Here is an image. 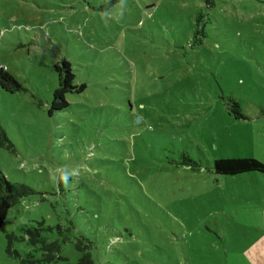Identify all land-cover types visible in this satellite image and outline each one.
Segmentation results:
<instances>
[{
  "label": "rangeland",
  "instance_id": "374dc122",
  "mask_svg": "<svg viewBox=\"0 0 264 264\" xmlns=\"http://www.w3.org/2000/svg\"><path fill=\"white\" fill-rule=\"evenodd\" d=\"M62 59L86 88L49 115ZM0 67V171L32 190L0 264H76L80 236L93 264H264V173L213 169L264 164V0H0Z\"/></svg>",
  "mask_w": 264,
  "mask_h": 264
},
{
  "label": "trees",
  "instance_id": "16d2710c",
  "mask_svg": "<svg viewBox=\"0 0 264 264\" xmlns=\"http://www.w3.org/2000/svg\"><path fill=\"white\" fill-rule=\"evenodd\" d=\"M54 70L57 75L58 84L52 93V99L48 109L49 115L58 113L68 107L69 103L66 98L68 94H80L86 88V85L83 83H75V74L72 71L69 61L62 59L54 66ZM0 88L8 93L18 92L23 89L21 84L8 73L4 67H0ZM231 103L234 108L236 107V109H233V107L231 108L235 116L245 119L246 117L243 115L239 105L233 101ZM2 139H4V133L0 128V145H3ZM213 169L217 175L237 176L249 172L264 173V164L253 157L219 158L214 161ZM31 192L32 190L23 184L10 182L0 171V227L6 219L9 209L16 204L21 197L31 194ZM24 231L28 241L34 245L39 244V248L42 249L43 252L48 253L47 256H52L53 252H59V241L54 240L47 242L41 236L40 228H24ZM14 238V235L7 236L6 251L11 255L19 256L18 252L12 249ZM91 244L92 243L86 238L82 236L79 237L76 243V249L83 251V253L76 264H93L90 252L85 251L91 247ZM31 260L32 256L26 255L21 261L23 264H34V261ZM53 260L52 257L51 259H46L45 262Z\"/></svg>",
  "mask_w": 264,
  "mask_h": 264
},
{
  "label": "water",
  "instance_id": "95a60500",
  "mask_svg": "<svg viewBox=\"0 0 264 264\" xmlns=\"http://www.w3.org/2000/svg\"><path fill=\"white\" fill-rule=\"evenodd\" d=\"M138 120H139V119L137 118V120H136V121L138 122Z\"/></svg>",
  "mask_w": 264,
  "mask_h": 264
}]
</instances>
